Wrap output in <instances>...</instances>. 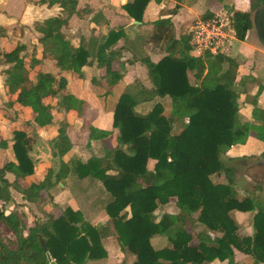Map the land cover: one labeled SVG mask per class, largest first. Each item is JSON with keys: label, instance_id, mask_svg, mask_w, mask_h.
Here are the masks:
<instances>
[{"label": "trees", "instance_id": "obj_1", "mask_svg": "<svg viewBox=\"0 0 264 264\" xmlns=\"http://www.w3.org/2000/svg\"><path fill=\"white\" fill-rule=\"evenodd\" d=\"M149 1L133 0L124 9L131 18L141 21ZM39 2L58 3L67 18L76 8L75 0ZM257 2L250 9L257 8L264 0ZM233 17L236 38L243 41L251 27L250 16L246 12H234ZM65 21L48 19L35 27L43 34L41 41H50L53 49L58 48L54 56L56 67L79 76L86 56L73 50L61 36L59 29ZM152 25L150 40L156 45L164 44L165 56L157 63L148 58L141 60L151 84V89L145 93L156 99L169 98L173 109L170 118L164 115L159 101L142 114L135 97L123 93L112 114V128L117 131L116 146L103 148L100 156H92L85 163L61 164L55 176L49 169L44 179L36 183L27 182L34 172L29 156L34 139L23 131H14L11 149L15 161L0 167V222L16 241L11 248L0 238V264H86L106 257L100 244L103 229L84 222L82 215L69 207L58 217L50 216L45 221L36 217L28 221L23 212L6 213L4 210L11 201L10 188L19 192L23 200L37 205L41 197L50 198L47 191L70 171L79 178L98 180L111 196L104 210L112 228L111 235L116 237L126 256V264H210L215 261L235 264V252L251 257L255 264H264V199L256 194L259 186L254 188V193L239 199L234 169L222 158L227 148L245 142L250 128L238 119L233 90L234 63L221 54L207 56L204 60L193 58L188 54L189 37L176 39L169 19H159ZM118 38L119 33H110L96 53L97 67L104 70L112 83L120 80V74L113 69V64L120 60L119 51H110L111 44ZM22 50L18 46L8 53L0 52V61L12 65L6 72L8 92L16 94V99L5 106L29 109L34 126L44 128L53 120L48 97H58L65 89L66 80L60 77L54 88L53 75L37 73L33 83L29 80L31 86L25 87L27 70L20 59ZM224 62L230 66L222 72ZM188 72L199 83L191 84ZM177 115L184 118V126L174 134L172 118ZM109 135L110 132L90 128L89 141L102 140ZM257 138L264 141V126ZM58 139L57 151L62 156L71 144L61 129ZM7 147L6 141L0 140V149ZM7 173L13 174L14 182L7 180ZM220 174L224 182L214 183L211 177ZM170 198H175L178 214H163L157 220L156 209L166 205ZM231 212L253 213L251 236L238 233ZM192 215L203 227L196 234L197 246L190 244L193 238L185 227L186 219ZM157 235L165 236L171 248L154 249L150 239Z\"/></svg>", "mask_w": 264, "mask_h": 264}, {"label": "crops", "instance_id": "obj_2", "mask_svg": "<svg viewBox=\"0 0 264 264\" xmlns=\"http://www.w3.org/2000/svg\"><path fill=\"white\" fill-rule=\"evenodd\" d=\"M75 1V12L67 18L58 3L49 5L40 3L39 0H0V52L8 53L18 46L23 48L20 59L27 70V81L30 84L35 81L37 73L53 75L56 78L54 88H57L60 77H64L66 80L65 89L54 99L56 103L52 110V124L44 128H36L29 109L15 107L17 105L12 108L5 106L8 101L16 99V94L10 95L6 86V72L11 70L12 65L0 61V112L7 111L10 118L8 119V139L5 136L2 138L8 147L0 149V151L8 150L7 162H14L11 149L13 132L23 131L34 139V144L29 152L34 172L28 177L27 182L42 181L49 169H56L59 166H55L56 161L57 164L63 162L68 166L73 161L85 163L92 156H100L103 148H114L117 131L112 128V114L121 94L128 93L134 96L139 103L138 111L140 108L141 112L143 105L149 106L152 102L154 104L160 100L163 101V99H156L145 93L151 89V86L147 79L146 68L141 62L143 58H148L151 62L157 63L165 56L164 44L156 45L150 40V36L153 34L152 24L155 21L169 19L173 26L174 36L179 39L181 36H188V28L196 18L210 16L221 11L246 12L249 14L251 22V27L244 40L239 41L235 38L227 50L221 54L231 60L236 68L233 90L236 94L238 119L240 123H248L250 127L246 142L227 148L223 156L229 160L231 168H233V163L243 164L249 160H258V165L264 167V143L257 138L264 126V43L262 40L264 36V3H260V6L252 10L250 6L258 4L257 0H191L190 5H186L189 0H150L141 21H136L124 9V6L133 0ZM54 18L66 20L59 29L61 36L73 50H78L83 56H86V64L81 67L79 76H73L70 72L61 71L56 67L54 56L59 52L58 48L53 49L50 41H41L43 34L36 30V24H42L44 21ZM187 24V29H182ZM110 33H119V38L111 44L110 51H119L120 54V60L113 64V69L120 74V80L115 84L120 83L121 85L113 97L111 91L107 90L108 86H112L109 85V81L112 82V79L105 75L103 69L97 67L96 62L97 49L105 43ZM134 57L137 60H133ZM120 63L122 64L120 65ZM229 66L228 62H224L222 72H225ZM188 78L191 84L199 83L190 72H188ZM135 82H138L139 85L131 92L128 86H134ZM124 89L129 91L126 92ZM140 95L142 98L138 100ZM86 96L90 99V102H87L88 105L82 107L80 111L76 110L77 106L74 102L78 97L87 101ZM150 100L153 101L150 103ZM12 109L17 111L15 115L12 113ZM22 112H26V116L21 115ZM253 113H257L258 116L253 117ZM62 125L66 126V136L70 141L71 149L59 157L50 152L49 140L57 136V131ZM92 127L110 132L109 137L90 142L89 131ZM1 129L2 127L0 131ZM0 134L3 135L2 132ZM40 145L42 146L40 147ZM250 157L255 158L248 159ZM58 171L54 172V176ZM7 174V180L10 183L14 182L13 174ZM234 178H239L236 169H234ZM243 178H246L247 182L250 180L246 175ZM60 179L59 183L54 184L47 191L52 204L58 209L59 215L69 207L73 211L79 212L84 222L95 229L104 231L100 237V244L106 257L96 261H87L86 264H126V256L121 251L116 237L111 235L112 228L104 210L105 205L111 201L110 195L106 192L96 191V187L99 188L95 182L96 179L92 182L94 178H79L73 171ZM251 184L259 186L252 181ZM263 184H260L256 194H260L264 199ZM237 191L240 193L241 189ZM14 192H16L15 196L20 197L19 202L12 193L10 196L11 200L15 199L17 204L42 208V203L36 205L28 202L22 199L19 192L16 190ZM231 216L238 226L240 235H252L250 221L253 213L231 212ZM247 223L250 225L249 230L246 229L247 233L242 234L240 228ZM104 228H107L108 231ZM154 237L158 239V235ZM157 242L161 243L162 241L156 240L155 243ZM164 248H171V246L169 244ZM237 256H241V260H237ZM240 261L254 264L251 257L235 252L234 263L240 264Z\"/></svg>", "mask_w": 264, "mask_h": 264}, {"label": "rangeland", "instance_id": "obj_3", "mask_svg": "<svg viewBox=\"0 0 264 264\" xmlns=\"http://www.w3.org/2000/svg\"><path fill=\"white\" fill-rule=\"evenodd\" d=\"M191 3H192V1L189 0L186 3V5H190ZM187 26H188V24L187 25H184L182 27V29L186 30L187 29ZM262 40H263V43H264V36H263V39ZM133 60H137L136 57H134ZM121 64L122 63H120V65ZM80 72H81V70H80ZM26 78H27V74H26ZM109 85H112V86H108V89L107 90L108 91H111V96L113 97V95L115 94V91L120 88V85L121 84L120 83L115 84V83H112L111 81H109ZM138 85H139V83L138 82H135L134 83V86H128V87L130 88V91L133 92L134 91L133 89H137ZM30 86H31V84L28 83V81H27L25 83V87L29 88ZM150 86H151V84H150ZM7 90H8V86H7ZM124 91L127 92L129 90H127V89L125 90L124 89ZM55 98L56 97L53 98L51 96L48 97V99H49L48 102L51 103L52 109H53L54 103H56V101L54 102V99ZM85 98L87 99V101H84L83 99H81L79 97L77 98L76 102H74L75 103V106H77V107H75L76 110H79L80 111L82 109V107L84 108L86 105H88L87 102H90V99L88 98V96H86ZM141 98H142V95L138 96V100H140ZM169 100H170L169 98H165V99H163V101L162 100L159 101V103H161V105L163 106V113H164V115H167L168 117H169L170 113H173V109L171 108V105H170V101ZM152 101L153 100H150V103ZM143 106L144 107H143L142 112H141V109L139 108V112L142 113V114H144V113H146V112L149 111V109L153 106V102L149 106H146V105H143ZM15 107H18V106H15ZM12 110H13L12 113H14V115H15V113H17V111H15L14 109H12ZM2 111H3V109H2ZM20 114L26 116L27 113L26 112H22ZM180 114H182V112ZM52 115H53V113H52ZM179 116L180 115L175 116L179 120L176 119V118H172V120L174 122V125H175L174 134L179 133L181 131V129L183 128V126H184V124H183L184 123V118H181ZM257 116H258L257 113H253V117H257ZM8 119H10V118L8 116V112L7 111L0 112V128L2 127L0 133L1 132L3 133V135L0 134V140H2V138L4 136L8 139ZM92 128H94V127H92ZM59 129H61L64 132V134L67 135L66 134V126L65 125L64 126L63 125L60 126ZM95 130L101 131L100 129H97V128H95ZM246 140H247V138H246ZM246 140H245V142H246ZM91 141H97V140H91ZM58 142H59V139H58V131H57V136L54 137L53 139H50L49 140V147L51 149L50 152L54 153V155H57V156L61 157V155H58V151H57ZM245 142H243L242 144H244ZM261 142L264 143V141H261ZM242 144H240V145H242ZM41 146L42 145H40V147ZM70 149L66 153H68L70 151ZM223 154H224V152H222V158H223V160L225 161V163H226L227 166H230L228 160L225 159V157L223 156ZM254 158L255 157H253V158L250 157L248 159H254ZM256 159H260V158H256ZM7 161H8V150L7 151H0V166H2ZM61 164H63V162H61ZM61 164H57V161H56L55 162V166H57V165H59V166H57L56 169L51 168L53 170V172L58 171V169L60 168ZM258 164H259V161L258 160H254V161L249 160V161H246V163H243V164L242 163H238V164L237 163H233L232 164L233 168L236 169V173L238 174V177H239V178H235V184H236L235 186H236L237 190L238 189H241V192L238 193V198L240 197L239 199H241L245 194H251V193H254L255 192L254 188L256 186H253L251 184V181L252 182H255L259 186H260V184H263L264 183V167H260ZM69 165H70V163H69ZM150 168H152V165H150ZM245 175L248 177V179L250 178V180L248 182L246 181V178H243V176H245ZM7 179H8V174H7ZM211 179H212V181L214 183L224 182V176L222 174H220V175H214V176L211 177ZM236 179H237V182L238 183L236 182ZM94 180L95 179H92V182H94ZM95 182H97L96 184H97V186H99V188L96 187V191L97 192L100 191L102 193H105L106 190L104 189V187L98 181L95 180ZM92 189H94V187H92ZM14 191H13V188L10 189V194L12 193L13 196H15V194H16V192H14ZM96 191H93V192H96ZM259 196H261V195L259 194ZM15 198H17V200H18L20 197L19 196H15ZM170 199L171 200H169V202L166 205H159L158 208L156 209V211H155V217H156L157 220H159L160 217L163 214H167V213L168 214H171V215H177L178 214V209L175 206V198H170ZM18 202H19V200H18ZM38 203L39 204L42 203V208L39 207V206L38 207L35 206L33 208L32 205L30 206V205H25V204H21V203L17 204L16 203V200L14 199V200H11L9 203H7L5 205L4 210H5L6 213L13 212V211L23 212L28 217V221H31L32 220V217H36V218H38L40 220H44L45 221L50 216L51 217H55V216H58L59 215L58 209L56 208V206H54L52 204V201H51V199L49 197H47V196L44 197V198L41 197L40 200L38 201ZM250 223H251V221H250ZM249 226L250 225H248V223H247V224H244L243 227L240 228L242 230V234L247 233V231L249 230ZM185 227L188 230V232L192 235V238H193L190 244L192 246H196L198 244V240L196 239V234L199 231H201L203 229V227L200 226L197 222H195V215H192L190 218H187L186 219ZM246 229H248V230H246ZM213 236L214 235L211 234V237H213ZM0 238L2 239V241L6 245H8L11 248L14 246L15 241H16L15 240V237L11 233V231L4 224H2L1 222H0ZM157 238L158 239H155V237H154V238H151V240H150L151 244L154 246L155 249H160V248H164V247H168L169 246V242H168V240H167V238L165 236H158ZM152 240H154L153 243H152ZM156 240H161L162 242L161 243L160 242L155 243ZM237 260H241V256H237ZM253 263L255 264L254 261H253ZM210 264H226V263L225 262L215 261V262L210 263ZM240 264H247V262L240 261Z\"/></svg>", "mask_w": 264, "mask_h": 264}, {"label": "built area", "instance_id": "obj_4", "mask_svg": "<svg viewBox=\"0 0 264 264\" xmlns=\"http://www.w3.org/2000/svg\"><path fill=\"white\" fill-rule=\"evenodd\" d=\"M233 12H216L196 18L188 28L189 54L193 58L223 54L236 38Z\"/></svg>", "mask_w": 264, "mask_h": 264}, {"label": "water", "instance_id": "obj_5", "mask_svg": "<svg viewBox=\"0 0 264 264\" xmlns=\"http://www.w3.org/2000/svg\"><path fill=\"white\" fill-rule=\"evenodd\" d=\"M50 264H55L54 262H50Z\"/></svg>", "mask_w": 264, "mask_h": 264}]
</instances>
